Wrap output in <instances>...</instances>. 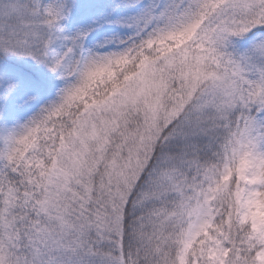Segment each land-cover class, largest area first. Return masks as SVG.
<instances>
[{"label":"snow or ice","instance_id":"snow-or-ice-1","mask_svg":"<svg viewBox=\"0 0 264 264\" xmlns=\"http://www.w3.org/2000/svg\"><path fill=\"white\" fill-rule=\"evenodd\" d=\"M0 264H264V0H0Z\"/></svg>","mask_w":264,"mask_h":264}]
</instances>
